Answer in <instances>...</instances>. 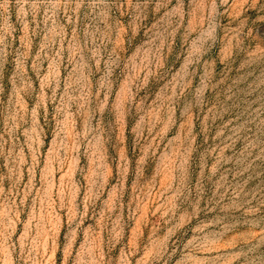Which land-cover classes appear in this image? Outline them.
Here are the masks:
<instances>
[{"label":"rangeland","instance_id":"1","mask_svg":"<svg viewBox=\"0 0 264 264\" xmlns=\"http://www.w3.org/2000/svg\"><path fill=\"white\" fill-rule=\"evenodd\" d=\"M0 264H264V0H0Z\"/></svg>","mask_w":264,"mask_h":264}]
</instances>
